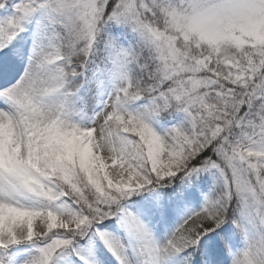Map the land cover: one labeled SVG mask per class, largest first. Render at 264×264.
Masks as SVG:
<instances>
[{
    "label": "snow or ice",
    "instance_id": "1",
    "mask_svg": "<svg viewBox=\"0 0 264 264\" xmlns=\"http://www.w3.org/2000/svg\"><path fill=\"white\" fill-rule=\"evenodd\" d=\"M59 261L264 264V0H0V264Z\"/></svg>",
    "mask_w": 264,
    "mask_h": 264
},
{
    "label": "trees",
    "instance_id": "2",
    "mask_svg": "<svg viewBox=\"0 0 264 264\" xmlns=\"http://www.w3.org/2000/svg\"><path fill=\"white\" fill-rule=\"evenodd\" d=\"M208 183H209V186H211V184H212V177L211 176L208 177ZM205 191H207V189H205ZM194 207H198V203L196 205H194Z\"/></svg>",
    "mask_w": 264,
    "mask_h": 264
},
{
    "label": "rangeland",
    "instance_id": "3",
    "mask_svg": "<svg viewBox=\"0 0 264 264\" xmlns=\"http://www.w3.org/2000/svg\"><path fill=\"white\" fill-rule=\"evenodd\" d=\"M194 206V205H193ZM177 222H179L178 220H177ZM36 222H34V224H35ZM174 226V225H173ZM102 247V246H101ZM58 264H63V261H59L58 262Z\"/></svg>",
    "mask_w": 264,
    "mask_h": 264
}]
</instances>
